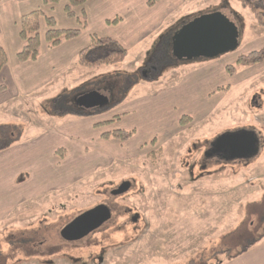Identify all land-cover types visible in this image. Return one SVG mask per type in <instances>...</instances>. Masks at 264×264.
I'll return each instance as SVG.
<instances>
[{
    "label": "rangeland",
    "instance_id": "rangeland-1",
    "mask_svg": "<svg viewBox=\"0 0 264 264\" xmlns=\"http://www.w3.org/2000/svg\"><path fill=\"white\" fill-rule=\"evenodd\" d=\"M4 4L0 0V29L10 25ZM149 6L169 13L160 17ZM219 9L229 11L237 25L232 50L189 61L170 56L149 69L153 56L145 54L155 52L167 29L170 34ZM88 11L86 33L116 40L118 32L129 42L127 55L85 72L71 69L46 83L43 93L9 101L14 114L21 112L7 119L21 131L16 141L39 146L35 110L48 114L55 100L57 106H71L81 89L111 85L113 90L106 105L82 111L96 117L84 157H71L52 172L17 166L21 184L0 185V204L7 199V207L0 205V264H218L226 249L236 254L263 243L264 61L236 64L232 76L225 68L264 47V27L237 0H90ZM144 14L151 17L145 20ZM147 24L157 29L141 40L134 37L132 28ZM118 129L134 133L126 141L100 136ZM239 131L256 135L254 156L204 160L218 137ZM15 159L7 157V169ZM123 181L130 188L112 195ZM99 204L111 211L106 223L79 241L60 237L66 223Z\"/></svg>",
    "mask_w": 264,
    "mask_h": 264
},
{
    "label": "crops",
    "instance_id": "crops-1",
    "mask_svg": "<svg viewBox=\"0 0 264 264\" xmlns=\"http://www.w3.org/2000/svg\"><path fill=\"white\" fill-rule=\"evenodd\" d=\"M4 1V7L10 25H8V27L6 25L0 29V43L7 54V62L0 70V85L3 86V88L0 89V124H7V119H11L10 117H13L15 113V109L9 105L11 99L41 94L44 92L46 83L58 81L60 77H63V74H66L71 69L74 71L77 70L78 72H85L87 68L81 66L77 67L75 59H77L79 51L89 43V35L91 34L86 33L89 26L88 5L90 2V0H87L83 5L87 18V26L78 37L70 40H63L59 45L54 47H48L41 38V47L37 59L35 61L23 63L18 62L16 54L20 50L22 42L18 35L19 28L17 21L21 15L36 9H41L45 14L53 16L58 28L75 27V21H73L75 18L67 17L63 10L67 0H58V2L53 5H44L42 0ZM95 5H97V3H95ZM79 10L80 8H74L75 14L78 15ZM149 10L160 17L163 14L169 13L167 9L161 7H150ZM126 14L132 15V11H129V8H127ZM145 16H143L145 20L151 17ZM133 19L136 20L140 18ZM105 23H107V19H105ZM149 26L150 25L147 24L138 28L137 25L135 29L132 28V34L134 37H138L139 40L146 38L157 29L149 28ZM175 31L176 30H173L169 34V29H167L166 32L161 35L155 52L145 54V56H148V54H152L153 56V59H149V61H151L149 65L150 70L157 68V62L165 61L169 59L170 56L175 58L171 50V37ZM126 34L130 36L131 31L130 33L126 32ZM116 40L123 47H125V44H129V42L121 39L118 32H116ZM84 78H86V76H84ZM83 91L84 90L81 89L73 96L71 106H57L55 100L51 102L48 114H43L42 112L38 113L36 110L35 112L33 111L34 113L32 115L35 116L36 126L40 129L37 133L39 134L37 135L39 136L37 139H40L39 146L32 145L26 147L25 144L28 143V140H25L13 142L9 147L0 150V185H2V187L7 188V180L14 182V185L18 183L21 184V182L18 181L20 175H23L21 174L23 172L18 173L21 169H28L29 172L32 173V170L35 171L38 167H46L52 172L65 166L71 157H84L87 153L86 143L92 141L91 132L92 129L95 128L94 119L96 117L75 108L74 97ZM19 113L21 112L16 110V114L14 115L19 116ZM56 118H60L59 122H55ZM43 127L45 129H42ZM9 155L19 158L12 161L11 164L13 167L9 168L12 170L7 169V163L11 161L7 160ZM31 158L35 159L31 160ZM17 166L21 169L15 170ZM41 170L49 173L46 170ZM22 182V184H25L27 180ZM34 185H36V182ZM54 187L55 184L52 188ZM2 202L3 203L0 205L4 208L7 207V199L4 198ZM5 213L7 214V208L5 209ZM218 264H264V242H259L249 247L245 252L230 259H227L224 255Z\"/></svg>",
    "mask_w": 264,
    "mask_h": 264
},
{
    "label": "trees",
    "instance_id": "trees-1",
    "mask_svg": "<svg viewBox=\"0 0 264 264\" xmlns=\"http://www.w3.org/2000/svg\"><path fill=\"white\" fill-rule=\"evenodd\" d=\"M87 0H67L64 5V12L67 17L75 18L77 27L58 28L53 16L45 14L41 9H36L21 15L17 21L18 35L22 42L20 50L16 54L18 62L35 61L39 55L41 38L48 47L59 45L63 40H70L78 37L87 26L86 13L83 5ZM241 6L248 8L253 14L256 23L264 27V0H237ZM44 5H53L58 0H42ZM74 8H80L79 14H75ZM127 55V50L117 40L109 36H98L95 33L89 35V43L82 48L77 55V64L86 68H99L104 65H111L122 62ZM264 61V47L240 55L235 65H227L226 71L229 75L236 73L235 66H252ZM7 62V54L0 43V70ZM3 88L0 85V89ZM134 130H113L102 133L101 138H114L120 141L128 140ZM21 131L15 125H0V150L9 147L18 139ZM248 249L245 246L240 252L231 254L227 249L222 252L227 259L233 258Z\"/></svg>",
    "mask_w": 264,
    "mask_h": 264
},
{
    "label": "water",
    "instance_id": "water-1",
    "mask_svg": "<svg viewBox=\"0 0 264 264\" xmlns=\"http://www.w3.org/2000/svg\"><path fill=\"white\" fill-rule=\"evenodd\" d=\"M238 41L237 25L229 11L219 9L202 14L177 29L171 37L172 55L178 60L189 61L195 58H214L232 50ZM80 110L103 107L110 100L107 90L99 89L80 93L75 98ZM257 137L248 131L221 135L216 139L218 148L231 149L232 156L250 157L257 152ZM130 188L129 181H123L111 191L119 195ZM111 218L109 207L96 205L66 223L59 232L68 242L79 241L100 228ZM135 220V217L132 218Z\"/></svg>",
    "mask_w": 264,
    "mask_h": 264
},
{
    "label": "flooded vegetation",
    "instance_id": "flooded-vegetation-1",
    "mask_svg": "<svg viewBox=\"0 0 264 264\" xmlns=\"http://www.w3.org/2000/svg\"><path fill=\"white\" fill-rule=\"evenodd\" d=\"M146 71L147 70H143L142 71L145 76L147 75ZM102 89L107 90L108 93L110 94V97L113 94V90H112V86L111 85L110 86L108 85L107 87H104ZM74 103H75V100H74ZM75 108L76 109L78 108L76 103H75ZM248 132H251V131H248ZM251 133H253V132H251ZM257 145H258V143H257ZM250 157H252V156H250ZM250 157H235V156H232L231 149L227 148V147L218 148L216 146V140L212 144H210L206 148V150L204 152V160L205 159L206 160H215V161H220V162H223V163L231 162V161H242V160L248 159Z\"/></svg>",
    "mask_w": 264,
    "mask_h": 264
}]
</instances>
